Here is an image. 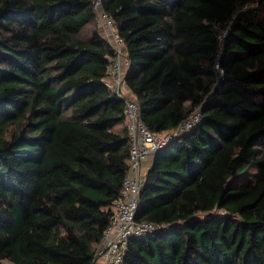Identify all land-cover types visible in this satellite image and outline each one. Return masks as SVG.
Masks as SVG:
<instances>
[{
	"label": "trees",
	"instance_id": "16d2710c",
	"mask_svg": "<svg viewBox=\"0 0 264 264\" xmlns=\"http://www.w3.org/2000/svg\"><path fill=\"white\" fill-rule=\"evenodd\" d=\"M94 0H0V264H94L128 171ZM152 158L119 264H264V0H101Z\"/></svg>",
	"mask_w": 264,
	"mask_h": 264
},
{
	"label": "built area",
	"instance_id": "2783aa9c",
	"mask_svg": "<svg viewBox=\"0 0 264 264\" xmlns=\"http://www.w3.org/2000/svg\"><path fill=\"white\" fill-rule=\"evenodd\" d=\"M93 6L98 12L101 22V34L112 48V56L109 59L108 72L104 81L116 96L124 100V127L127 129L131 141L128 157L129 167L123 180L121 198L114 203L116 215L104 232L94 254L93 262L94 264H119L129 238L161 229L160 226H155L152 223L135 220L139 189L144 177L143 161L147 157L153 158L178 134L194 128L201 121V114L199 109L195 108L173 130L162 133L151 132L140 117L137 101L126 93L124 76L128 68V60L124 39L118 33L112 17L101 9V0H94Z\"/></svg>",
	"mask_w": 264,
	"mask_h": 264
},
{
	"label": "crops",
	"instance_id": "0c3cea01",
	"mask_svg": "<svg viewBox=\"0 0 264 264\" xmlns=\"http://www.w3.org/2000/svg\"><path fill=\"white\" fill-rule=\"evenodd\" d=\"M99 28H100V27H99ZM100 29H101V28H100ZM100 33H102V30H101ZM101 35H102V34H101ZM151 162H152V158L143 161V163H142V171H143L144 174L146 173V171H147L148 168L150 167Z\"/></svg>",
	"mask_w": 264,
	"mask_h": 264
},
{
	"label": "rangeland",
	"instance_id": "374dc122",
	"mask_svg": "<svg viewBox=\"0 0 264 264\" xmlns=\"http://www.w3.org/2000/svg\"><path fill=\"white\" fill-rule=\"evenodd\" d=\"M97 19H98V26L101 28V22L99 21V18H98V12H97ZM99 28V29H100ZM100 32H101V29H100ZM152 157H147V159H151ZM147 159H145V160H147ZM144 160V161H145ZM4 264H10V263H8V262H5Z\"/></svg>",
	"mask_w": 264,
	"mask_h": 264
},
{
	"label": "bare ground",
	"instance_id": "6f19581e",
	"mask_svg": "<svg viewBox=\"0 0 264 264\" xmlns=\"http://www.w3.org/2000/svg\"><path fill=\"white\" fill-rule=\"evenodd\" d=\"M143 182V181H142ZM121 197V196H120Z\"/></svg>",
	"mask_w": 264,
	"mask_h": 264
}]
</instances>
